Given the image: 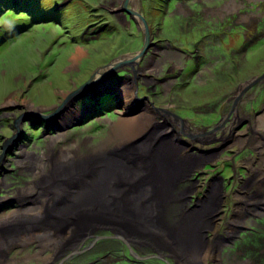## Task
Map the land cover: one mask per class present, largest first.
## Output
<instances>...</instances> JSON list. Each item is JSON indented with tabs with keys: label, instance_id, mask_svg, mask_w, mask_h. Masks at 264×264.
Masks as SVG:
<instances>
[{
	"label": "rangeland",
	"instance_id": "rangeland-1",
	"mask_svg": "<svg viewBox=\"0 0 264 264\" xmlns=\"http://www.w3.org/2000/svg\"><path fill=\"white\" fill-rule=\"evenodd\" d=\"M123 2L0 0V237L10 235L0 264H264V174L248 170L258 157L264 165V115L248 147L224 146L249 128L237 110L223 114L264 104V0H130L160 48L140 58L141 21ZM124 89L127 119L142 115L136 125L124 124ZM104 152L121 155L130 175L103 201L75 204ZM161 166L170 180L154 206L148 178ZM212 180L217 197L189 211ZM124 196L143 212L119 203ZM95 212L100 223L85 231ZM212 237L223 238L216 256ZM40 251L50 259H35Z\"/></svg>",
	"mask_w": 264,
	"mask_h": 264
},
{
	"label": "bare ground",
	"instance_id": "bare-ground-1",
	"mask_svg": "<svg viewBox=\"0 0 264 264\" xmlns=\"http://www.w3.org/2000/svg\"><path fill=\"white\" fill-rule=\"evenodd\" d=\"M130 1V0H128ZM140 21L141 19L138 18ZM141 25H142V29H143V23L141 21ZM134 58V61H135V57H128L126 59H133ZM138 58H140L138 56ZM102 72V71H101ZM248 86H252L250 84H248ZM242 87L243 89L245 88V90H243V92L246 91V88L248 87ZM129 91V92H128ZM127 90H119V96L120 95H123L124 93H126L125 97L124 96H120L123 100V104H124V114L125 116L127 115V112H128V109L129 107L132 105V97L131 96V92H132V89H128ZM124 92V93H123ZM130 93V94H129ZM241 94V92L239 93V95ZM130 95V96H129ZM238 95V96H239ZM242 96V95H241ZM66 107V106H65ZM63 108V107H62ZM60 108L58 109V111H56L51 117L53 116H56L57 113H59V111L61 112L63 109ZM237 109V108H236ZM236 109L234 110V112L236 111ZM66 113V112H65ZM64 113V114H65ZM63 114V115H64ZM236 115V113H234ZM65 115H71V112L70 113H66ZM124 116V117H125ZM63 118V117H62ZM142 118V115L139 116V117H135V118H132V119H127V116L126 118L124 119H127L124 121V124L125 123H129V125H136L140 122ZM256 120V119H255ZM180 123L182 124V128L185 127L184 126V123L180 121ZM223 124V123H222ZM221 124V125H222ZM220 125V126H221ZM219 126V127H220ZM263 126V125H262ZM218 128V127H217ZM256 128H259L258 126H256ZM185 131V130H184ZM217 130H213V132H216ZM228 132H230V130L228 129ZM255 132V131H254ZM233 135V134H231ZM205 137H208L207 134H204ZM254 139V138H253ZM241 141L242 143H245L247 140H248V145L249 147L252 146L251 145V140H250V137L247 136V131H245L243 134H235V136L233 135L232 138L230 140H227L226 142L224 141V146H227V145H230V144H233L235 141ZM254 144V143H253ZM260 145L261 143H258L254 145L255 149L256 148H259L260 149ZM160 144H157V147H159ZM263 153L264 152V149L262 148L261 151H259L258 153ZM105 155H106V158H105V161H104V165L103 167H101L100 169L98 170H86L84 176H86L87 174H89L86 178V180L84 182H82V185L78 188L77 191L73 192L72 195H74L76 197V199L78 200L77 203L75 204H83V203H87V204H90V205H95L101 201H103V198L104 197H108L110 196L111 192L113 190H115L116 187H118V182L130 175V172L127 170V168L124 167V165L122 164V156L121 155H116V156H112V155H109L107 154L106 152H104ZM263 155V154H262ZM202 156H206V155H202ZM260 156V155H259ZM208 159H211L212 158V155L211 156H208L207 157ZM262 158V157H261ZM207 159V160H208ZM263 161H264V158H262ZM259 160H261L259 157L258 159H254L253 163L252 162H249L250 164H252L253 166L257 163H261V165L259 164V167H257V169L253 170V169H250L249 172L251 173V175L253 174L254 175V178H258L257 176L258 175H263L264 174V165H262L263 163L262 162H258ZM202 161H206V160H202ZM198 166H201L200 164L193 167L191 172L194 170V169H198ZM262 167V168H261ZM97 168H99V166H97ZM248 171V170H247ZM56 174H59L61 175V173H57L55 172V175ZM54 175V176H55ZM77 177V173H75V175H71L68 177V179H72V178H75ZM158 177L160 179H158ZM264 178V177H262ZM149 183L151 184L150 186V189H149V194L150 196L153 198L152 201H151V205H154L156 206L157 205V201H158V197H157V187L160 185L159 183H167L169 182V172L168 170L161 166V174L158 173L156 170L149 176ZM215 184H218V182H215L216 180H212L208 185H207V190L205 191V200H204V194L201 196V198L197 199L194 206L189 208L188 210L189 211H198L202 208L203 204L206 203L207 199L210 198V195L211 197L214 196V197H217V192L216 190H212V186H213V182ZM264 181V180H263ZM219 185V184H218ZM217 185V186H218ZM220 186V185H219ZM214 189V188H213ZM245 189V188H244ZM25 191V190H24ZM27 191V190H26ZM139 191V190H138ZM140 192V191H139ZM135 194V192H133ZM197 194L199 192H196ZM247 200L249 202V200H251V198L249 196H242L241 195V201H245ZM251 201H254L253 199ZM119 203L121 204H130L132 205V207L134 208V211L136 212H143V209L141 207V205L138 203V200L137 198L133 197V198H130L128 199L126 196H124V198L119 201ZM1 204V203H0ZM73 204V205H75ZM210 203H208V206H209ZM143 205H145V202L143 203ZM236 206H238V204L236 203L235 204ZM53 208H56V205L53 206ZM58 208V207H57ZM206 208V207H204ZM245 213L244 209L240 210L239 211V219L243 220L246 215H243ZM234 214V213H233ZM114 215V214H112ZM249 215V214H248ZM100 215L98 213H93L92 215L90 216H87L86 220L83 222V224H89L88 226L85 225L84 227V230L85 231H89V230H92L90 228L93 227L94 224H99L100 221L98 219ZM233 216V215H232ZM232 218V217H231ZM59 225V230L62 228V224H58ZM243 225H241V228H242ZM22 228H26L24 226V224L21 226ZM230 229L232 231H236L232 226L230 227ZM242 229H247L245 227H243ZM155 233V232H153ZM231 233V232H230ZM234 234V233H233ZM85 234L84 232H78V236H77V239H79L80 237H83ZM154 236V241L155 240H159V239H163L161 237H156L154 234H151ZM228 236V235H226ZM232 236L234 235H231L229 237H227L228 240H231L232 239ZM122 237V236H121ZM183 237H184V240L186 241V234L184 233L183 234ZM122 239H124L122 237ZM10 240V235L7 234L5 236H1L0 237V255H4L5 254V246L6 244L9 242ZM125 240V239H124ZM209 240V239H208ZM20 241V239H16L15 242H18ZM31 241H39V238L36 236L34 239H31ZM126 243V242H124ZM210 243H213L214 245L212 247H214V256H216V253L219 251L220 247H222L223 245V238L220 240L216 239V242H215V239L212 237L211 240H210ZM127 244V243H126ZM128 245V244H127ZM129 246V245H128ZM157 246V245H156ZM155 247V246H154ZM44 247H41V250L43 249ZM156 248V247H155ZM162 249H165L168 253H170L171 255L174 256V258H176L179 253L178 252H175L174 250L171 249V246H169L168 248L166 246H163L161 247ZM161 248H158V250H160ZM157 250V248H156ZM45 254V251H40L39 254L37 256H35V259L39 260V261H47L48 259H50L48 256H45L43 257V255ZM213 254V253H212ZM6 255V254H5ZM57 255V254H56ZM173 258V257H172ZM180 258V257H179ZM214 264V263H213Z\"/></svg>",
	"mask_w": 264,
	"mask_h": 264
},
{
	"label": "water",
	"instance_id": "water-1",
	"mask_svg": "<svg viewBox=\"0 0 264 264\" xmlns=\"http://www.w3.org/2000/svg\"><path fill=\"white\" fill-rule=\"evenodd\" d=\"M127 4H128V0H124V2H123V4H122V11L124 12V13H126L129 17H130V19H132L134 22H136L135 21V16L137 17V18H140L141 19V21H142V23H143V30H142V34H143V43H142V48H141V50H140V52H138V56L139 57H143L146 53H148V51L150 50V48L152 47V46H155V43L154 42H152V40H151V36H150V30H149V27H148V25H147V23H146V21H145V19L142 17V15L141 14H139V13H137V12H135L134 10H132V9H129V8H127ZM137 24V23H136ZM137 57V56H136ZM134 62V58L133 59H129V60H121L119 63H116V64H114V66H116L117 65V67H120V66H123V65H129V64H132ZM259 80H264V74L260 77V78H258L257 80H256V82H258ZM95 81L93 80L92 81V79L91 80H88L87 82H85V84L83 85V86H81L80 88H79V90H81L82 88H84V87H89V86H91L93 83H94ZM76 94V92L75 93H73V94H71V96H69L66 100H65V102H63L64 104L66 103V101H68L73 95H75ZM63 104V105H64ZM62 105V106H63ZM58 109H60V108H58ZM156 111H163V110H161V109H157ZM168 115V114H167ZM3 156L4 155H2L1 157H0V161H1V159L3 158Z\"/></svg>",
	"mask_w": 264,
	"mask_h": 264
},
{
	"label": "flooded vegetation",
	"instance_id": "flooded-vegetation-1",
	"mask_svg": "<svg viewBox=\"0 0 264 264\" xmlns=\"http://www.w3.org/2000/svg\"><path fill=\"white\" fill-rule=\"evenodd\" d=\"M157 49H160V48H158V47H156ZM259 96H261V94L259 93ZM257 106V102H256V104L254 105V106H251L250 107V112H246V111H240L239 109H236L237 111V116H239L241 119V121L239 122V123H245V124H247L248 125V135H249V137H250V140L251 139H253L254 138V131L250 128V125H251V123L252 122H254V121H256L255 120V116H263L264 115V110H262V109H264V104L262 103L259 107H256ZM234 109H235V107H232V110L233 111H231V108H230V110H228V111H223V114H225V116H224V118L227 120V121H229V120H231V117L232 118H234V116H231V115H234ZM229 111H231V113L229 112ZM228 112L230 113L229 115H228ZM235 112V113H236ZM246 114V115H245ZM249 147V146H248ZM250 150H253V149H251L250 148ZM248 163V162H247ZM248 164H250V163H248ZM252 165V164H251ZM253 166V165H252ZM245 168V167H244ZM246 168H247V166H246ZM250 169H253V170H255V169H257V167H251V168H249L248 170H250ZM249 175H251V173L249 172ZM240 180V179H239ZM257 180V179H256ZM243 188V187H242ZM197 189V188H196ZM195 189V190H196ZM217 193H218V190L216 191ZM220 192V191H219ZM240 196H241V194H240ZM238 200H240L241 201V197H238ZM223 206V204L221 205V207ZM195 207V206H194Z\"/></svg>",
	"mask_w": 264,
	"mask_h": 264
},
{
	"label": "clouds",
	"instance_id": "clouds-1",
	"mask_svg": "<svg viewBox=\"0 0 264 264\" xmlns=\"http://www.w3.org/2000/svg\"><path fill=\"white\" fill-rule=\"evenodd\" d=\"M63 5H64V4H63ZM8 9H9V8H8ZM13 10H15V9H13ZM142 17L145 19V17H144L143 15H142ZM134 18H135V17H134ZM145 21H146V19H145ZM146 23H147V21H146ZM142 33H143V32H142ZM142 35H143V34H142ZM150 36H151V35H150ZM142 43H143V42H142ZM156 47H158V46H157V44L155 43V46H152L151 48H156ZM151 48H150V49H151ZM148 52H149V51H148ZM69 100H70V99H69ZM69 100H68V101H69ZM68 101H66V103H68ZM64 102H65V101H64ZM66 103H65V104H66Z\"/></svg>",
	"mask_w": 264,
	"mask_h": 264
}]
</instances>
